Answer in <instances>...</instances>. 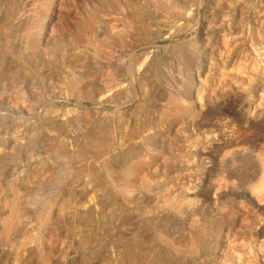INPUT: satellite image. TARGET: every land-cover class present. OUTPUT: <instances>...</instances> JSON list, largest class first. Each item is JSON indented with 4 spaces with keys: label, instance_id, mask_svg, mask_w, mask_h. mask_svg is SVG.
Here are the masks:
<instances>
[{
    "label": "rangeland",
    "instance_id": "374dc122",
    "mask_svg": "<svg viewBox=\"0 0 264 264\" xmlns=\"http://www.w3.org/2000/svg\"><path fill=\"white\" fill-rule=\"evenodd\" d=\"M57 1L0 0V110L11 111L9 104L15 102L29 116L19 120L16 115V124L3 130L13 134L18 121L34 127L42 104L68 110L65 154L72 156L75 149L81 154L64 181L68 223L64 245L56 247L51 264H264V192L257 191L264 178V0ZM124 19L132 22L130 29ZM74 75L86 96L83 105L88 109L81 113ZM42 136L46 138L44 131ZM86 137L96 140L92 149ZM98 140H114L107 165L116 168L119 151L128 147V162L134 166L113 170L110 179L119 190L127 188L125 199L107 201L98 229L92 230L77 223L88 172L102 176L103 190L111 191L99 162ZM17 174L0 172L3 197L9 198L11 186L29 187ZM116 220L121 233L115 235ZM4 249L0 247V264H14ZM148 249L157 256L144 258ZM25 255L18 264H38ZM123 255L130 260L122 262Z\"/></svg>",
    "mask_w": 264,
    "mask_h": 264
},
{
    "label": "bare ground",
    "instance_id": "6f19581e",
    "mask_svg": "<svg viewBox=\"0 0 264 264\" xmlns=\"http://www.w3.org/2000/svg\"><path fill=\"white\" fill-rule=\"evenodd\" d=\"M22 1V0H21ZM59 1V0H58ZM57 1V2H58ZM83 1V0H82ZM128 1V0H127ZM132 1V0H130ZM199 1V0H198ZM219 1V0H218ZM232 1V0H231ZM230 1V2H231ZM18 2V1H17ZM159 2V1H158ZM64 3V2H63ZM98 3V2H97ZM125 4V3H124ZM134 4V2H133ZM161 4V3H160ZM232 4V3H231ZM40 5V4H39ZM130 5V4H129ZM45 6V5H44ZM55 6V5H54ZM63 6V4H62ZM95 6V5H94ZM99 6V5H98ZM225 6V5H224ZM3 7V6H2ZM93 7V6H92ZM164 7V6H163ZM198 7V6H196ZM228 7V6H227ZM63 8V7H62ZM127 8V7H126ZM165 9V8H164ZM197 9V8H196ZM210 9V8H209ZM132 10V9H131ZM90 11V10H89ZM60 12V10L58 11ZM145 12V11H144ZM86 13V11H85ZM192 13V12H191ZM198 13V12H197ZM188 14V13H187ZM11 15V14H10ZM53 15V14H52ZM126 15V14H125ZM173 15V14H172ZM184 15V14H182ZM153 16V15H152ZM185 16V15H184ZM189 16V15H188ZM187 16V17H188ZM52 17V16H50ZM58 17V16H57ZM81 17V16H80ZM130 17V16H129ZM160 17V16H159ZM191 17V15H190ZM86 18V17H85ZM157 18V17H156ZM184 18V17H183ZM186 18V17H185ZM232 18V17H231ZM32 19V18H31ZM82 19V18H81ZM80 19V20H81ZM129 19V18H128ZM176 20L175 18H173ZM193 19V18H192ZM5 20V19H4ZM61 20V19H60ZM153 20V19H152ZM180 20V19H179ZM182 20V19H181ZM194 20H196L194 18ZM20 21V19H19ZM186 21V20H185ZM8 22V21H7ZM36 22V21H35ZM46 22V21H45ZM56 22V21H55ZM97 22V21H96ZM99 22V21H98ZM125 22V26H128L130 29L132 26V22L128 20H123ZM194 22V21H193ZM20 23V22H19ZM22 23V22H21ZM30 23V21H29ZM93 23V22H92ZM188 23V22H187ZM191 23V22H190ZM12 24V23H11ZM24 24V23H23ZM53 24V23H52ZM154 24V23H153ZM193 24V23H192ZM68 25V24H67ZM104 25V24H103ZM188 25V24H187ZM196 25V24H195ZM33 26V25H32ZM118 26V25H117ZM15 27V26H14ZM57 27V26H56ZM62 27V26H61ZM108 27V26H107ZM144 27V26H143ZM192 27V25H191ZM190 27V28H191ZM197 27V26H196ZM208 27V26H207ZM250 27V26H249ZM172 29L171 27H169ZM67 29V27H66ZM97 29V28H96ZM186 29V28H185ZM184 29V30H185ZM188 29V27H187ZM257 29V28H256ZM69 31V29H67ZM73 29H70V31ZM126 30V29H125ZM155 30V29H154ZM175 30V29H174ZM50 31V30H49ZM69 31V33H70ZM118 31V30H117ZM130 31V30H129ZM136 31V30H135ZM167 31V30H166ZM181 31V30H180ZM192 31V30H191ZM43 32V31H42ZM54 32V31H53ZM63 32V31H62ZM73 32V31H72ZM75 32V31H74ZM103 32V31H102ZM161 32V31H160ZM179 32V31H177ZM228 32V31H227ZM41 33V32H40ZM55 33V32H54ZM53 33V34H54ZM59 33V32H58ZM64 33V32H63ZM67 33V32H66ZM68 33V34H69ZM76 33V32H75ZM168 33V32H167ZM171 33V32H170ZM182 33V32H181ZM31 34V33H30ZM67 34V35H68ZM72 34V33H70ZM142 34V33H141ZM7 35V34H6ZM65 35V34H64ZM66 35V36H67ZM120 35V34H119ZM185 35V34H184ZM27 36V35H26ZM39 36V35H38ZM69 36V35H68ZM71 36V35H70ZM160 36V35H158ZM169 36V35H168ZM241 36V35H240ZM57 37V36H56ZM175 37V36H174ZM26 38V37H25ZM24 38V39H25ZM61 38V37H60ZM68 38V37H67ZM95 37H93L94 39ZM137 38V37H136ZM170 38V36H169ZM192 38V37H191ZM226 38V37H225ZM254 38V37H253ZM28 39V38H27ZM41 39V38H40ZM43 39V38H42ZM41 39V40H42ZM45 39V38H44ZM96 39V38H95ZM115 39V38H114ZM165 39V38H163ZM174 39V38H173ZM182 39V37H181ZM180 39V40H181ZM189 39V38H188ZM16 40V39H15ZM54 40V39H53ZM59 40V39H58ZM57 40V41H58ZM116 40V39H115ZM161 40V39H160ZM166 40V39H165ZM43 41V40H42ZM56 41V42H57ZM63 41V40H61ZM60 41V42H61ZM154 41V40H153ZM175 41V40H174ZM20 42V41H19ZM52 42V41H51ZM55 43V41H53ZM59 42V41H58ZM172 42V41H171ZM177 42V41H175ZM174 42V43H175ZM180 42V41H179ZM185 42V41H184ZM191 42V41H190ZM207 42V41H206ZM227 42V41H226ZM225 42V43H226ZM14 43V42H13ZM17 43V42H16ZM27 43V42H25ZM88 43V42H87ZM115 43H117L115 41ZM120 43V42H119ZM118 43V45H120ZM24 44V43H22ZM50 44V43H49ZM66 44V43H65ZM85 44V43H84ZM133 44V43H132ZM146 44V43H145ZM149 43H147L148 45ZM192 44V43H191ZM7 45H9L7 43ZM52 45V44H51ZM100 45V44H99ZM117 45V44H116ZM180 45V44H178ZM64 46V45H63ZM86 46V45H85ZM146 46V45H145ZM185 46V45H184ZM15 47V46H13ZM94 47V45H93ZM116 47V46H114ZM134 47V46H133ZM147 47V46H146ZM153 47V46H152ZM244 47V46H243ZM10 48V47H9ZM8 48V49H9ZM18 48V47H17ZM113 48V47H112ZM142 48V47H141ZM162 48V47H161ZM165 48V47H164ZM178 48V47H177ZM190 48V47H189ZM222 48V47H221ZM19 49V48H18ZM117 49V48H116ZM119 49V48H118ZM140 49V48H139ZM158 49V48H157ZM180 49V48H178ZM65 50V49H64ZM91 50V49H90ZM219 50V49H218ZM234 50V49H233ZM5 51V50H4ZM97 51V50H95ZM114 51V50H112ZM136 51V50H135ZM151 51V49H150ZM169 51V50H168ZM22 52V51H21ZM36 52V51H35ZM115 52V51H114ZM117 52V51H116ZM115 52V53H116ZM129 52V51H127ZM132 52V51H131ZM156 52V51H155ZM167 52V51H166ZM206 52V51H205ZM38 54V52H36ZM41 53V52H40ZM39 53V54H40ZM95 53V52H94ZM136 53V52H135ZM162 53V52H161ZM249 53H251L249 51ZM3 54V53H2ZM101 54V53H100ZM120 54V53H119ZM133 54V53H132ZM137 54V53H136ZM139 54V53H138ZM168 54V53H167ZM179 54V53H178ZM176 54V56L178 55ZM185 54V53H183ZM9 55V54H8ZM107 55V54H106ZM111 55V54H110ZM114 55V54H113ZM112 55V57H114ZM148 55V54H147ZM170 55V54H169ZM252 56L254 54H251ZM39 56V55H38ZM37 56V57H38ZM141 56V55H140ZM202 56V55H201ZM200 56V57H201ZM206 56V55H205ZM248 56V55H247ZM40 57V56H39ZM88 58V56L86 55ZM85 57V58H86ZM96 57V55H95ZM101 57V56H100ZM155 57V56H152ZM11 58V57H10ZM26 58V57H25ZM120 58V57H119ZM130 58V57H127ZM16 59V58H15ZM55 59V58H54ZM59 59V58H58ZM98 59V58H97ZM112 59V58H111ZM136 59V58H135ZM147 58L144 59V61ZM182 59V58H181ZM200 59V58H199ZM251 59V58H250ZM1 60V58H0ZM13 60V59H12ZM22 60V59H21ZM110 60V59H109ZM108 60V61H109ZM128 60V59H126ZM178 60V58H177ZM256 60V58H255ZM14 61V60H13ZM18 61V60H17ZM30 61V60H29ZM107 61V60H106ZM111 61V60H110ZM125 61V60H124ZM123 61V62H124ZM159 61V60H158ZM58 62V61H57ZM90 62V61H89ZM126 62V61H125ZM129 62V61H128ZM179 62V61H178ZM210 62V61H209ZM24 64L25 62L22 61ZM28 63V62H27ZM108 63V62H107ZM134 63V62H133ZM157 63V62H156ZM161 63V62H160ZM224 63V62H223ZM259 63V62H258ZM104 64V63H102ZM128 64V63H127ZM165 64V63H164ZM181 64V63H180ZM203 64V63H202ZM212 64V63H211ZM214 64V63H213ZM212 64V65H213ZM227 64V63H225ZM249 64V63H248ZM152 65V64H151ZM32 66V64H31ZM30 66V67H31ZM76 66V65H75ZM105 66V65H104ZM103 66V67H104ZM129 66V65H128ZM141 66V64L139 65ZM158 66V65H157ZM183 66V65H182ZM193 66V65H192ZM205 66V65H204ZM26 66H24L25 68ZM55 67V66H54ZM81 67V66H80ZM86 67V66H85ZM108 67V66H107ZM130 67V66H129ZM159 67V66H158ZM203 67V66H202ZM7 67H5L6 69ZM51 68V67H50ZM53 68V67H52ZM73 68V67H72ZM75 68V67H74ZM149 68V67H148ZM160 68V67H159ZM167 68V67H166ZM191 68V67H190ZM214 68V67H213ZM224 68V67H223ZM227 68V67H226ZM1 69V68H0ZM12 69V68H11ZM88 69V68H87ZM101 69V68H100ZM125 69V68H124ZM130 69V68H129ZM183 69V68H182ZM9 70V69H8ZM31 70V69H30ZM96 70V69H95ZM106 70V69H105ZM122 70V68H121ZM144 70V69H143ZM201 70V69H200ZM210 70V69H209ZM69 71V70H68ZM77 71V70H76ZM132 71V70H131ZM140 71V70H138ZM152 71V70H151ZM164 71V70H163ZM166 71V70H165ZM208 71V70H207ZM4 72V71H3ZM44 72V71H43ZM94 72V71H93ZM116 72V71H115ZM126 72V71H125ZM129 72V71H128ZM136 72V71H135ZM155 72V70H154ZM169 72V71H168ZM74 73V72H73ZM159 73V71H158ZM196 73V72H194ZM228 73V72H227ZM5 74V73H4ZM124 74V73H123ZM136 74V73H135ZM162 74V73H161ZM34 75V74H33ZM85 75V74H84ZM83 75V77H84ZM89 75V74H88ZM126 75V74H124ZM141 75V74H139ZM167 75V74H166ZM30 76V75H29ZM76 75L72 76V83L74 84V90L76 91V97L77 99H80L81 102L77 105L79 109L86 110L88 109L83 105V99L85 96V93H82V91L79 90L78 83H80V80L78 77H75ZM87 76V75H86ZM195 76V75H194ZM38 77V76H36ZM56 77V76H55ZM116 77V76H115ZM126 76H124L123 79H125ZM200 77V76H199ZM39 78V77H38ZM132 78V77H131ZM186 78V77H185ZM196 78V77H195ZM204 78V77H203ZM208 78V77H207ZM15 79V78H14ZM13 79V80H14ZM135 79V78H134ZM157 79V78H156ZM256 79V77H255ZM40 80V79H39ZM154 80V79H153ZM201 80V78H200ZM37 81V80H36ZM41 81V80H40ZM123 81V80H122ZM126 81V80H125ZM128 81V80H127ZM203 81V80H202ZM201 81V83H202ZM42 82V81H41ZM99 82V81H98ZM197 82V81H196ZM209 82V81H207ZM105 83V82H104ZM162 83V82H161ZM168 83V82H167ZM16 84V82L14 83ZM20 84V83H19ZM17 84V85H19ZM42 84V83H41ZM123 84V82H122ZM135 84V83H134ZM224 84V83H223ZM13 85V84H12ZM70 85V84H69ZM136 85V84H135ZM161 85V84H160ZM195 85V84H194ZM231 85V84H230ZM46 86V85H44ZM204 86V84H203ZM97 87V86H95ZM104 87V86H103ZM133 87V86H132ZM131 88V86H130ZM158 88V87H157ZM205 88V86H204ZM221 88V87H220ZM262 88V87H261ZM194 89V88H193ZM232 89V88H231ZM106 90V89H105ZM127 90V88H126ZM44 91V90H43ZM262 91V90H261ZM21 92V91H20ZM40 92V91H39ZM74 92V91H73ZM92 92V91H90ZM202 92V91H201ZM135 93V92H134ZM133 93V94H134ZM137 93V92H136ZM213 93V92H212ZM261 93V92H260ZM1 94V93H0ZM19 94V93H18ZM202 94V93H201ZM55 95V94H54ZM68 95V94H66ZM138 95V94H137ZM183 95V94H182ZM41 96V95H39ZM43 96V95H42ZM131 96V95H130ZM139 96V95H138ZM24 98V96H22ZM74 97V96H73ZM75 97V98H76ZM40 98V97H39ZM70 98V97H68ZM88 98V97H87ZM123 98V97H122ZM127 98V97H126ZM38 99V98H37ZM46 99V98H45ZM257 99V98H256ZM25 100V99H24ZM48 100V99H47ZM53 100V99H52ZM60 100V99H59ZM68 100V99H67ZM71 100V99H70ZM138 100V99H136ZM147 100V99H146ZM152 100V99H151ZM202 100V99H201ZM204 100V99H203ZM259 100V99H258ZM39 101V100H38ZM43 101V100H42ZM49 101V100H48ZM58 101V99H57ZM72 101V100H71ZM93 102L95 101L93 97ZM121 101V100H120ZM132 101V100H131ZM139 101V100H138ZM143 101V100H142ZM172 104L177 106L178 101L175 98H171L169 100ZM47 102V101H46ZM67 102V101H66ZM70 102V101H69ZM118 102V100H117ZM124 102V101H122ZM130 102V101H129ZM135 103V101H133ZM169 102V103H170ZM205 102V101H204ZM43 103V102H42ZM50 103V102H49ZM73 103V102H72ZM89 103V102H88ZM91 103V102H90ZM111 103V102H110ZM115 103V102H114ZM113 103V104H114ZM119 103V102H118ZM197 103V102H196ZM37 104V102L35 103ZM41 104V103H39ZM61 104V103H60ZM58 104V105H60ZM63 104V102H62ZM68 104V103H67ZM94 104V103H93ZM92 104V105H93ZM99 104V103H97ZM132 104V103H131ZM145 104V103H144ZM143 104V105H144ZM193 104V103H192ZM200 104V103H198ZM209 104V103H208ZM4 105V104H3ZM2 105V106H3ZM23 105V104H22ZM46 105L48 104H42L40 111L34 113L36 114V125L34 127L27 126L28 124H25L27 122L24 121V123H19L18 126H14L16 129H13V134L6 133L3 128H7L8 126H13L16 124L15 122V116H21L18 119H25L26 116L24 115L23 111L20 110V108L17 106L15 102L13 104H9V106L12 108L11 111H1L0 110V172H11V173H18L20 181L22 184L26 186V184L29 186L27 188H17L15 186H11L10 189V196L9 198H5L2 195V189L0 188V247L4 246V250H8V254L12 256L13 261H15L14 264H18V261L26 259V255L28 257L34 256L36 260L38 261V264H51V259L53 257V254L56 252V247L60 245H64V234L66 233V225L68 223L67 217H66V208L69 205L68 201L66 199V193L64 190V181L67 179V175H71L74 173L75 167L74 164L76 163L75 160L80 158L81 154L78 149H75L72 152L71 155L65 154V141L62 138L63 132L65 130L66 123V117L69 114L68 110L65 112H62L60 110H56L52 107L47 109ZM54 105V104H53ZM56 105V103H55ZM54 105V106H55ZM91 105V106H92ZM108 105V104H107ZM142 105V106H143ZM184 105V104H183ZM29 106V105H28ZM40 106V105H38ZM67 106V105H66ZM110 106V105H109ZM135 106V105H134ZM133 106V107H134ZM204 106V104H203ZM34 107V106H33ZM56 107V106H55ZM64 107V104L63 106ZM75 107V106H74ZM100 107V106H99ZM104 107V106H103ZM106 107V106H105ZM104 107V110H105ZM121 107V106H120ZM145 107V106H144ZM143 107V108H144ZM148 107V106H147ZM196 107V106H195ZM59 108V107H58ZM57 108V109H58ZM98 108V107H97ZM115 108V107H114ZM127 108V107H126ZM132 108V107H131ZM34 109V108H33ZM78 109V110H79ZM120 109V108H119ZM196 109V108H193ZM199 109V108H198ZM10 110V109H9ZM80 111V113L82 112ZM95 110V109H94ZM103 110V109H102ZM101 113H103V111ZM121 110V109H120ZM125 110V109H122ZM121 110V111H122ZM146 110V109H145ZM148 110V109H147ZM250 110V109H249ZM89 111V110H88ZM99 111V110H98ZM106 111V110H105ZM112 111V110H111ZM119 111V110H118ZM126 111V110H125ZM196 111V110H195ZM194 111V112H195ZM251 111V110H250ZM26 112V111H25ZM113 112V111H112ZM142 112V111H141ZM145 112V111H144ZM150 112V109H149ZM99 113V112H98ZM111 113V112H110ZM155 113V112H154ZM190 113V112H189ZM188 113V114H189ZM198 113V112H197ZM91 112H85V115L91 116ZM100 114V113H99ZM108 115V113H105ZM112 114V113H111ZM141 114V113H140ZM192 114V113H191ZM33 115V114H32ZM105 115V116H106ZM113 115V114H112ZM152 115V114H151ZM187 115V114H186ZM135 116V115H134ZM185 116V115H183ZM199 116V114H198ZM29 117V116H28ZM96 117V116H95ZM111 117V116H110ZM115 117V116H114ZM145 117V116H144ZM193 117V116H192ZM17 118V116H16ZM33 118V117H32ZM97 118V117H96ZM114 119V118H112ZM111 119V120H112ZM117 119V118H116ZM184 119V118H183ZM27 120V119H25ZM30 120V119H28ZM93 120V119H92ZM148 120V119H147ZM228 120V119H227ZM151 121V120H150ZM180 121V120H179ZM93 122V121H92ZM118 122V121H116ZM140 122V121H139ZM177 122V121H176ZM225 122V121H224ZM29 123V122H28ZM35 123V122H34ZM114 123V122H113ZM111 124V122H110ZM115 124V123H114ZM183 124V123H182ZM188 124V123H187ZM21 125V126H19ZM25 125V126H23ZM116 125V124H115ZM142 126V125H141ZM188 126V125H187ZM191 127V126H190ZM73 128V127H72ZM95 128V127H94ZM140 128V127H139ZM78 129V128H77ZM103 129V128H102ZM117 129V127H116ZM185 129V128H183ZM96 130V129H95ZM101 130V129H100ZM115 130V129H114ZM139 130V129H138ZM46 134V138L42 136V133ZM46 131V132H45ZM86 131V130H85ZM84 131V132H85ZM142 131V130H141ZM189 131V130H188ZM194 131V130H193ZM224 131V130H223ZM112 132V130H111ZM117 132V131H116ZM222 132V131H221ZM118 133V132H117ZM149 133V132H148ZM49 134V136H48ZM98 134V133H97ZM113 134V133H112ZM142 134H145L144 132ZM209 134V133H207ZM111 135V134H110ZM118 135V134H117ZM139 135V133H138ZM194 135V134H193ZM210 135V134H209ZM245 135V134H243ZM48 136V138H47ZM73 136V135H72ZM120 136V135H119ZM200 136V135H199ZM214 136V135H213ZM238 136V135H237ZM146 137V136H145ZM144 137V138H145ZM177 137V136H175ZM202 137V136H201ZM261 137V136H260ZM174 138V137H173ZM204 138V137H203ZM212 138V137H211ZM237 138V137H236ZM240 138V136L238 137ZM71 139V138H70ZM75 139V138H74ZM117 140V138H115ZM124 139V138H123ZM188 139V138H187ZM186 139V141H187ZM205 139V138H204ZM208 139V138H206ZM121 140V139H120ZM168 140V139H167ZM202 140V138H201ZM257 140V139H256ZM96 140L86 137L85 143L89 144L91 149L94 147V144ZM113 141L114 140H98V144L100 145L101 154L99 155V158L101 161V167L103 174L105 175V180H107V184L110 185L111 191H105L103 190V187L106 185L104 179L102 176L97 177L92 172H88V180L89 183L87 187L85 186L81 190V200L83 202L80 204V221H77L78 226H84V227H91L92 230H97L98 222L102 218L101 210H103L107 203V201H115L119 200L118 198L121 197L122 199L125 197L127 193V188H124L125 191L119 190L117 187H115L111 181V175L113 173V170L118 168H125L129 164L128 162V147L125 150V147L123 150L119 151V160L118 165L116 168L112 166L107 165V159L110 156V153L112 152L113 148ZM123 141V140H122ZM141 141V140H140ZM170 141V140H169ZM205 141V140H204ZM215 141V140H214ZM219 141V140H218ZM217 141V142H218ZM116 142V141H115ZM163 142V141H162ZM161 142V143H162ZM200 142V141H199ZM209 142V141H208ZM213 142V141H211ZM216 142V141H215ZM221 142V141H220ZM185 143V142H184ZM203 143V142H201ZM96 144V143H95ZM122 144V143H121ZM204 144V143H203ZM166 145V144H165ZM194 145V144H193ZM175 146V145H174ZM249 146V145H248ZM252 146V145H251ZM88 147V146H87ZM193 147V146H192ZM163 150V148H162ZM166 150V149H165ZM146 151V150H145ZM164 151V150H163ZM169 151V150H168ZM223 152V151H222ZM221 152V153H222ZM181 153V152H180ZM224 153V152H223ZM173 154V152H172ZM193 154V153H192ZM247 154V153H246ZM147 156V155H146ZM172 156V155H170ZM186 156V155H185ZM249 156V155H248ZM148 157V156H147ZM161 157V156H160ZM264 157V156H263ZM203 158V157H202ZM166 159V158H165ZM192 159V158H190ZM208 159V158H206ZM218 159V158H217ZM224 159V158H223ZM239 159V158H238ZM167 160V159H166ZM172 160V158H171ZM238 161L237 159H235ZM234 160V161H235ZM242 160V159H239ZM264 160V159H263ZM117 161V160H116ZM162 161V160H161ZM164 161V160H163ZM185 161V160H184ZM201 161V160H200ZM228 161V160H227ZM248 161V160H247ZM90 163V161H88ZM93 162V161H92ZM95 162V161H94ZM158 162V161H157ZM171 162V161H169ZM175 162V161H174ZM186 162V161H185ZM246 162V161H245ZM160 163V162H159ZM158 163V164H159ZM202 163V162H201ZM204 163V162H203ZM206 163V162H205ZM243 163V162H242ZM257 163V162H256ZM163 164V163H162ZM173 164V163H172ZM180 164V162H179ZM194 164V163H193ZM200 163H198L199 165ZM233 164V162H232ZM237 164V163H236ZM253 164V163H252ZM264 166V161H263ZM168 165V164H166ZM181 165V164H180ZM231 165V164H230ZM134 164L130 162L129 167H133ZM190 166V165H189ZM224 166V165H222ZM228 165H226L227 167ZM239 166V165H238ZM251 166V165H250ZM86 167V166H85ZM100 167V166H99ZM164 167V166H163ZM196 167V166H195ZM215 167V166H214ZM230 167V166H229ZM159 168V167H158ZM162 168V167H161ZM174 168V167H172ZM177 168V166L175 167ZM194 168V167H193ZM78 169V168H77ZM86 169V168H85ZM178 169V168H177ZM183 169V168H182ZM235 169V168H234ZM241 169V168H240ZM264 170V168H262ZM264 174V171H262ZM176 170V169H175ZM251 170V169H250ZM253 170V169H252ZM85 171V170H84ZM201 172V171H200ZM226 172V171H225ZM243 172V171H242ZM152 173V172H151ZM182 173V172H181ZM227 173V172H226ZM239 173V172H238ZM249 173V172H248ZM254 173V172H253ZM2 174V173H1ZM167 174V173H166ZM242 174V173H241ZM154 175V174H153ZM164 175V174H163ZM163 175H161L163 177ZM196 175V174H195ZM235 175V174H234ZM232 175V176H234ZM257 175V174H256ZM5 176V175H4ZM152 176V175H150ZM231 176V177H232ZM240 176V175H239ZM245 176V174H244ZM254 176V175H253ZM259 180L261 181L262 176L260 174L257 175ZM74 177V176H73ZM83 177V176H82ZM161 177V178H162ZM171 177V176H170ZM192 178V176H190ZM229 177V175H228ZM248 177V176H246ZM250 177V176H249ZM17 178V177H16ZM185 178V177H184ZM189 178V177H188ZM189 178V179H191ZM194 178V177H193ZM221 178V177H219ZM219 178H217L219 180ZM230 178V177H229ZM257 178V177H256ZM257 178V179H258ZM261 178V179H260ZM75 179V178H74ZM137 179V178H136ZM135 179V180H136ZM164 179V178H163ZM168 179V178H167ZM187 179V177H186ZM188 179V180H189ZM196 179V178H195ZM231 179V178H230ZM228 179V180H230ZM3 180V179H2ZM143 180V179H141ZM161 180V179H160ZM184 182L188 183V181ZM237 180V179H236ZM137 181V180H136ZM148 181V180H147ZM180 181V180H179ZM194 181V180H193ZM191 180V182H193ZM199 181H201L199 179ZM220 181V180H219ZM217 183H220V182ZM225 181V180H224ZM231 184L232 179L230 180ZM5 182V181H4ZM182 182V181H181ZM180 182V183H181ZM215 182V181H214ZM213 182V183H214ZM237 182V181H236ZM255 182V180H254ZM73 183V182H72ZM229 183V181H228ZM250 183V182H249ZM3 184V183H2ZM6 184V183H5ZM4 184V185H5ZM191 184V183H190ZM189 184V185H190ZM230 184V185H231ZM241 184V183H240ZM251 185L253 183H250ZM259 184V183H257ZM256 184V185H257ZM33 185V186H32ZM248 185V184H247ZM73 186V185H72ZM183 186V185H182ZM198 186V185H197ZM212 186H214L212 184ZM175 187V186H174ZM200 187V186H199ZM219 187V186H218ZM7 188V187H6ZM173 188V187H172ZM170 188V190H174ZM183 188V187H182ZM181 188V190H182ZM189 188V187H188ZM73 189V188H71ZM161 189V188H160ZM178 189V187L176 188ZM194 189V188H193ZM180 190V191H181ZM186 190V189H184ZM188 190V189H187ZM216 190V189H215ZM4 191V190H3ZM8 191V190H7ZM73 191V190H72ZM134 191V190H133ZM141 191V190H139ZM178 191V190H177ZM191 191V190H189ZM259 193L264 192V178L263 181L260 182V185L258 187ZM126 192V193H125ZM130 192V191H129ZM216 192V191H215ZM148 193V192H147ZM164 193V192H163ZM188 193V192H187ZM258 192H256L257 194ZM5 194V193H4ZM73 194V193H72ZM145 194V193H144ZM152 195V193L150 192ZM172 194V193H170ZM176 194V193H175ZM181 194V193H180ZM232 194V193H231ZM241 194V193H240ZM6 195V194H5ZM179 195V193H178ZM184 195V194H183ZM252 195V194H251ZM78 196V195H77ZM136 196V195H135ZM176 196V195H175ZM214 196V195H213ZM75 197V196H74ZM182 197V196H181ZM203 197V196H202ZM264 197V196H263ZM142 198V196H141ZM180 198V197H179ZM184 198V197H183ZM261 198V197H260ZM74 199V198H73ZM125 199V198H124ZM129 200V199H128ZM252 200V199H251ZM250 200V201H251ZM134 201V200H133ZM218 201V200H217ZM259 201V200H258ZM124 202V200H123ZM122 202V203H123ZM213 202V201H212ZM75 203V202H74ZM132 203V202H131ZM251 203V202H250ZM256 203V202H255ZM120 204V203H119ZM127 204V203H126ZM129 204V203H128ZM198 204V203H197ZM73 205V203L71 204ZM111 205V204H110ZM137 205V203H136ZM127 206V205H126ZM131 206V205H129ZM138 206V205H137ZM147 207V206H146ZM238 209V208H237ZM166 210V209H165ZM248 210V209H247ZM105 211V210H104ZM243 211V210H242ZM69 212V211H68ZM146 213V212H145ZM171 213V212H170ZM244 213V212H243ZM76 214V213H75ZM114 215V214H113ZM257 215V214H256ZM112 216V215H111ZM243 216V215H242ZM250 217V216H249ZM178 218V217H177ZM243 218V217H242ZM254 218V217H253ZM70 219V218H69ZM196 220V219H195ZM240 220V219H239ZM85 221V222H84ZM101 222V221H100ZM232 222V221H231ZM252 222V221H250ZM119 223V220H116V234L121 233V227L117 225ZM150 224V222H149ZM253 224V223H252ZM74 225V224H73ZM148 225V224H147ZM197 225V224H196ZM238 226V225H237ZM242 226V225H241ZM250 226V225H249ZM157 227V226H156ZM195 227V226H194ZM139 228V227H138ZM141 228V227H140ZM139 228V229H140ZM155 228V227H154ZM89 229V230H90ZM236 229V228H235ZM73 231V230H72ZM91 231V230H90ZM139 232V230H138ZM232 232V231H231ZM249 232V231H248ZM243 233V232H242ZM246 233V232H245ZM73 234V233H72ZM78 234V233H77ZM138 234V233H137ZM218 235V234H217ZM82 236V235H81ZM98 237V236H97ZM138 237V236H137ZM218 237V236H217ZM225 237V236H224ZM84 240V239H83ZM72 241V240H71ZM235 241V240H234ZM238 241V240H237ZM157 242V241H156ZM163 242V241H162ZM210 242V241H208ZM167 245H170L169 242H164ZM212 243V242H211ZM257 243V242H256ZM262 243V242H261ZM68 244V243H67ZM156 244V243H155ZM248 244V243H247ZM70 245V244H69ZM72 245V244H71ZM184 245V244H183ZM189 245V244H187ZM261 245V244H260ZM174 246V245H173ZM196 247V245H195ZM73 248V247H72ZM137 248V247H136ZM236 248V247H235ZM76 249V248H75ZM88 249V248H87ZM165 249V248H164ZM237 249V248H236ZM246 249V248H245ZM195 248L192 245V243L189 246V251H194ZM226 250V249H224ZM229 250V249H228ZM256 250V249H255ZM1 251V250H0ZM72 251V250H71ZM77 251V250H76ZM75 251V252H76ZM163 251V250H162ZM161 251V252H162ZM239 251V250H238ZM74 252V253H75ZM92 252V251H91ZM177 252V251H176ZM182 252V251H181ZM244 252V251H243ZM222 253V252H221ZM239 253V252H238ZM245 253V252H244ZM243 253V254H244ZM248 253V252H247ZM261 253V252H260ZM181 254V253H180ZM219 254V253H218ZM246 254V253H245ZM152 256L156 257L157 253L152 250H146L144 252V258L145 256ZM258 255V254H254ZM182 256V255H181ZM247 256V254H246ZM253 256V254H252ZM263 256V255H262ZM222 257V256H221ZM220 257V258H221ZM243 257V255H242ZM249 257V256H248ZM193 258V257H192ZM262 258V257H261ZM7 259V258H6ZM175 258H173L174 260ZM258 259V258H257ZM65 260V259H64ZM125 260H130V257L127 255L121 256V261L124 262ZM242 260V259H241ZM253 260V259H252ZM4 261V260H3ZM6 261V260H5ZM165 261V260H164ZM259 261V259H258ZM126 262V261H125ZM221 262V261H220ZM260 262V261H259ZM225 263V262H224ZM250 263V262H249ZM252 264H255L254 261H251ZM4 264V263H3ZM78 264V263H77ZM248 264V263H247ZM257 264V263H256ZM262 264V261H261Z\"/></svg>",
    "mask_w": 264,
    "mask_h": 264
}]
</instances>
